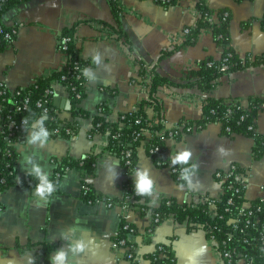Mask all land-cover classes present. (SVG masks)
<instances>
[{
	"label": "crops",
	"instance_id": "crops-1",
	"mask_svg": "<svg viewBox=\"0 0 264 264\" xmlns=\"http://www.w3.org/2000/svg\"><path fill=\"white\" fill-rule=\"evenodd\" d=\"M117 1L118 18L109 0H23L1 17L5 26L16 29V34L9 45L0 49V86L14 91L65 67L68 58L59 48L60 36L65 28L78 21H81L77 30L78 55L87 62L84 75L85 69L89 70L85 75L86 94L79 103L87 113L77 117V133L71 137H49V143L42 149L39 142L31 147L26 141L17 143L16 178L22 179L26 175L24 168L32 167L31 164L22 167L25 155L33 156L34 162L49 172L50 177L57 167L55 160L66 156L84 159L91 155L96 159L92 174L85 175L81 168L72 167L62 178L59 190L40 205L35 196L37 183L29 187L13 185L0 192V264H35L43 243L54 246L52 257L58 248L66 246L62 232L71 243L82 238L88 244L86 252L75 259L69 253L68 264H129L125 250L114 245V237L124 220L138 229L131 236L138 264H152L148 255L162 243L171 245L177 264H225L216 242L204 229L168 218L148 234L152 214H142L136 201L127 207L119 202L126 192V179H134L131 174L141 166L151 170L157 183L159 194L148 202L152 207L159 206L163 197H173L181 203H196L206 195L220 198L223 187L215 173L235 163L247 170V198L262 194L264 154L255 160L253 139L242 134L223 135L218 123L186 132L181 140H167L169 156L190 148L191 162L200 165L198 173L192 176L194 183L199 180V186L192 189L187 186L180 189L178 185L182 182L169 167L158 166L144 146L138 148L136 167L127 175L119 157L109 148L108 135L93 131L92 118L101 105L107 107L104 113L107 118L116 121L121 113L149 101L155 71L180 82L185 72L201 60L210 56L218 59L222 54L211 29H203L194 44L184 43L187 34L184 29L195 25L200 17L199 0H178L169 6L155 0ZM202 1L213 9L231 11L232 44L241 57L264 56V0ZM211 19L218 21L215 15ZM120 30L124 36L119 35ZM97 53L101 59L99 65L93 61ZM145 66L147 70L141 75ZM52 89L51 104L61 121H74L66 85L54 80ZM209 95L244 103L250 97H264V61L224 75L210 92L197 87L161 85L156 97L164 127L170 129L183 119L200 118ZM147 113L158 120L153 105L147 107ZM255 121L257 131L263 133L264 109ZM221 147L224 153L218 151ZM113 161L118 164L119 173L114 182L107 170ZM85 182L102 197L115 200V204L108 206L106 199L96 203L86 201L82 195ZM238 264H246V260L241 259Z\"/></svg>",
	"mask_w": 264,
	"mask_h": 264
},
{
	"label": "trees",
	"instance_id": "trees-1",
	"mask_svg": "<svg viewBox=\"0 0 264 264\" xmlns=\"http://www.w3.org/2000/svg\"><path fill=\"white\" fill-rule=\"evenodd\" d=\"M23 0H0V18L12 7ZM114 16L118 18L119 6L117 0H109ZM163 6L174 5L178 0H155ZM197 7L200 17L195 25L188 26L185 37V44H194L203 29H211L215 41L222 48L221 57L216 59L207 57L197 63V66L187 70L182 81L175 82L168 77L162 76L156 71L150 85V99L141 103L136 109L121 113L116 121H111L104 114L107 111L105 105H101L102 113L93 116V131L108 133L109 148L115 153L125 173L129 175L136 167V155L139 147L144 146L153 161L161 167L171 166L169 155L167 154V140L169 129L165 128L161 119V108L157 102L156 92L162 85H177L182 87H197L203 92H210L215 88L221 77L231 74L247 66L260 64L264 61V56L252 57L246 55L241 57L232 44L230 34V23L232 13L229 9H213L202 0L198 1ZM216 16L218 21L212 20ZM81 21L63 30L60 36L59 48L67 55L68 61L65 67L55 70L50 75L37 78L27 87H19L14 92L7 88L0 93L1 120H0V192L13 186L19 185L29 187L38 183L34 177L25 175L22 179L16 178V166L18 162L17 143L26 141V136L31 134L22 130V121L27 119L31 125L36 119L46 114L45 127L50 136H74L78 131L77 117L86 115L79 103L85 97V75L84 68L87 62L78 55L77 30ZM246 27L247 23H243ZM9 28L6 27L5 30ZM119 35H125L119 31ZM67 37V41H64ZM11 41L0 34V49L9 45ZM76 63L79 64L76 69ZM147 66L141 69L143 75ZM81 74L77 78L76 74ZM66 76V78H63ZM60 81L66 85L70 102L73 105L72 113L74 121L62 122L57 111L52 107V98L42 107L38 106L40 100L45 99L47 88L52 89V82ZM75 88V89H73ZM80 94V97L77 94ZM28 104L25 107V100ZM153 105L157 112L158 120L149 117L147 107ZM48 108L45 113L44 108ZM264 109V97H250L246 103L239 99L226 101L224 99L207 96L203 104L202 116L198 119L180 121L182 128L178 133L172 135L173 139L181 140L184 133L206 128L212 123L220 124L221 134L232 137L236 134L246 135L253 139L252 155L255 160L260 159L264 154V132L260 133L256 129V116ZM15 120V126L9 135V130L1 126ZM59 128V132H54ZM190 128V129H188ZM68 129L70 132H68ZM175 131V129H174ZM158 151L152 152V149ZM129 152V155L127 153ZM96 157L91 155L84 159H73L70 156L55 160L57 167L54 175L50 177L53 181H58V189L62 178L72 168L78 167L84 174L94 172ZM235 173L245 174L247 170L238 164H234ZM176 167L181 168L180 165ZM223 172V170H220ZM58 174V175H57ZM177 177V173L173 174ZM223 187V194L220 198L206 195L202 201L196 203L178 202L173 197H163L159 206L148 205L150 197H137L133 192V179L127 178L125 181L126 192L121 201L122 205L131 206L129 198H133L141 209L142 214L151 213L153 222L148 227V234L163 220L173 218L178 222H186L191 228H202L207 232V236L216 241L225 264H238L239 260L245 259L246 264H264V189L262 194L256 198L249 199L246 196V186L234 177L223 179L215 174ZM177 179V178H176ZM182 182L181 180H178ZM183 183V182H182ZM86 190H82V195L86 201L96 202L97 199H106L115 202L110 198H104L95 189L85 182ZM117 202V201H116ZM127 226V227H126ZM138 233L137 227L127 221H122L118 230V235L114 237V242L121 239L126 240V245L132 244L129 236ZM129 238V239H128ZM54 246L43 243L37 252L35 264H50L51 252ZM127 258V254H125ZM136 257V254H135ZM152 264H177L174 251L170 244L162 243L148 255ZM129 260V264H138Z\"/></svg>",
	"mask_w": 264,
	"mask_h": 264
},
{
	"label": "clouds",
	"instance_id": "clouds-1",
	"mask_svg": "<svg viewBox=\"0 0 264 264\" xmlns=\"http://www.w3.org/2000/svg\"><path fill=\"white\" fill-rule=\"evenodd\" d=\"M95 64L99 65L101 63L100 55L97 53L93 57ZM89 70L85 69V75H88ZM46 114L36 119L31 125L28 124L27 119L23 120L22 130L25 132L31 129V134L26 136V144L28 146L36 145L39 142L40 148H44L49 143L50 133L45 127ZM221 153L225 150L221 147L218 149ZM35 155V154H34ZM193 157V152L190 148H184L183 150H178L172 152L169 157L171 161V167L175 168L177 165L181 166L179 172V179L183 182L178 185L180 189L187 186L189 189L199 186V180H192L193 174H197L200 165L195 162H191ZM22 163V167L26 164H31L32 167L29 170L27 167L24 168L27 176L34 177L38 183L35 186V196L37 197V205L49 200L53 197L54 193L58 189V181H53L50 179V173L45 171V169L39 164L34 162L33 156L25 155ZM118 164L113 161L112 165H109L107 170L111 174L113 182L118 178L119 173L116 171ZM133 179V192L137 197H150L155 198L158 196V187L154 178L151 176V170L146 167H138L134 170V174H131ZM155 202V199H153ZM75 232L74 228L70 229ZM61 239L65 240L66 246L58 248L50 258V264H68L69 253H71V258L75 259L79 255L86 252L88 249V244L81 238L75 243L69 242V238L65 232L61 233Z\"/></svg>",
	"mask_w": 264,
	"mask_h": 264
},
{
	"label": "built area",
	"instance_id": "built-area-1",
	"mask_svg": "<svg viewBox=\"0 0 264 264\" xmlns=\"http://www.w3.org/2000/svg\"><path fill=\"white\" fill-rule=\"evenodd\" d=\"M6 27L7 26H5L3 24V22H2V20L0 18V34H3L6 39L12 41L13 38H14V35L16 34V29L15 28H9L8 30H5ZM187 32H188V28H185L184 29V33L186 34ZM67 39H68L67 37H64L63 40L64 41H67ZM78 67H79V64L76 63V69H78ZM75 74L76 73H74V75ZM76 75H77L76 76L77 78H80L81 77V74H76ZM63 78H66V76H63ZM0 88L5 89V87L3 85L0 86ZM73 89H75V88H73ZM14 91H11V92H14ZM2 92H3V90L0 91V93H2ZM45 96L46 97H45L44 100H40L38 102V106L39 107H42L44 105V103H47L49 101V98H52L53 97V89L47 88L46 91H45ZM77 96L80 97V94L78 93ZM28 101H29L28 99L25 100V107L27 106ZM47 111H48V108L47 107L44 108V112L46 113ZM98 113H102L101 108H99V112ZM15 124H16L15 123V120L11 119L8 123H5L4 125L1 126V130L4 131V128H7V130H9V135H13L14 131H11V129H13V127L15 126ZM181 128H182V126H181L180 122L176 126H174L173 128H170L169 129V136L166 138V140L173 139L172 135L174 133H178V131H180ZM174 129H175V131H174ZM188 129H190V128H188ZM59 131H60L59 128H55V130H54V132H57V133ZM68 132H70L69 129H68ZM107 135H108V133H107ZM158 150H159L158 148H155V149H152V152H155V151H158ZM127 155H129V152L127 153ZM169 168H170V170H171V172L173 174L174 173H177L178 174L176 178H177V180H180L179 179V172H180V169L181 168H178V167L173 168L171 166H169ZM234 169H235V165L233 164V165H231V167H229V169L223 170V172H221L220 170H218L215 174H216V176L222 177L223 179H228L230 177H234L236 180L240 181L241 183L245 184V186H246L247 185V181H248V174H247V172L245 174H243L241 172L240 173H235L233 171ZM83 189L84 190L87 189L85 185H83ZM263 189H264V186H263ZM102 200L103 199H97L96 202H100ZM128 200L130 201V203L133 202V201H135L133 198H129ZM105 201H106V203H107L108 206H113L115 204V202L110 201V200H105ZM89 202H91V201H89ZM127 206H128L127 204L124 205V207H127ZM117 235H118V232H117ZM129 238H130V241L132 242V244L126 245V240L125 239H121L119 242H114V245L117 248H122V249L125 250V253L127 254L128 260L133 259L132 261L137 262V259L135 257V249H136V246H135V244L133 242V239H132L131 235L129 236Z\"/></svg>",
	"mask_w": 264,
	"mask_h": 264
}]
</instances>
